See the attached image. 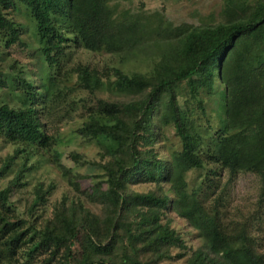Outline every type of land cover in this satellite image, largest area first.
I'll list each match as a JSON object with an SVG mask.
<instances>
[{
  "label": "trees",
  "instance_id": "1",
  "mask_svg": "<svg viewBox=\"0 0 264 264\" xmlns=\"http://www.w3.org/2000/svg\"><path fill=\"white\" fill-rule=\"evenodd\" d=\"M112 1L0 0L1 55L22 43V26L11 18L21 5L35 24L38 52L52 72L42 92L24 81L19 105L0 98V137L18 147L16 154L52 144L39 103L60 96L61 62L71 45L118 59L103 71L88 65L75 69L79 88L108 95L97 100L78 131L109 157L98 164L107 188L96 184L83 191L63 168L76 191L104 205L105 215L94 214L79 200L56 207L41 227L31 221L33 216L21 217L11 196L14 188L25 186L28 169L23 163L8 187L0 188V264H159L172 257L173 249L187 250L170 223H163L172 209L204 240L181 264H264L249 226L225 224L219 202L209 206L202 188L189 191L186 181L189 171L205 170L209 158L228 171L230 182L241 173L256 175L264 199V0H225L221 23L166 28L163 41L153 45L145 42L140 20L130 14L120 17ZM148 48L153 51L149 71L127 69ZM6 78L0 64V88ZM217 81L226 88V119L211 138V148L198 113L180 102L179 91L185 84L190 100L205 115V98L215 95ZM167 128L175 130L181 143L171 160L156 151ZM15 158L6 160L0 176L14 173ZM135 185L154 186L160 193L131 191ZM164 185L171 196L163 192ZM52 188H35L34 208L40 202L47 205ZM81 232L83 254L76 263L73 248Z\"/></svg>",
  "mask_w": 264,
  "mask_h": 264
},
{
  "label": "rangeland",
  "instance_id": "2",
  "mask_svg": "<svg viewBox=\"0 0 264 264\" xmlns=\"http://www.w3.org/2000/svg\"><path fill=\"white\" fill-rule=\"evenodd\" d=\"M111 5L117 7L120 17L125 14L136 16L141 22L145 42L153 45L155 42L163 41L164 37L161 35L166 28L174 29L186 24L213 26L221 23L225 0H113ZM11 18L22 26V43L13 45L3 55H1L2 52L0 53V64L7 77L6 84L0 88V98L5 97L13 104L19 105L18 95L25 94L24 81L34 84L37 90L42 92L46 79L52 72L38 52L35 42V24L27 10L19 5L11 11ZM0 47H3L1 39ZM146 51V53L140 52L134 60L129 62L127 69L149 71L150 56L153 51L149 48ZM110 64H118V59L107 53L90 52L76 44L71 45L61 62L62 72L58 78L60 96L48 103H39L52 144L47 149L33 151L30 154L28 152L16 154L18 147L5 142L0 137V168L9 157L16 156L13 162L14 173L5 177L0 176V188L8 187L18 169L26 163L28 170L22 181L25 186L13 189L11 202L21 217L28 219L33 216L31 221L36 222L37 227L45 225L47 219L53 216L56 207L70 205L79 200L94 214L105 215L104 205L94 203L85 194L76 191L64 169L71 172L73 180L80 183L83 191H89L96 184L102 185L103 189L107 188L103 170L98 164L105 163L109 157L100 144L84 139L78 131L88 114L96 108L97 100L108 98V95L99 93L94 96L79 88L75 69L79 65H88L103 71ZM182 86L179 91L180 102L196 110L198 113L196 119L201 125L206 144L213 148L211 138L220 130L226 119L223 108L227 95L226 88L221 82H216L215 95L205 98L206 114L204 115L190 100L185 84ZM202 98H204L203 95ZM180 149L181 143L175 130L163 129L156 145L159 157L171 160L173 154ZM207 159L205 170H191L187 173L186 181L189 191L201 187V196L205 197L203 199L209 206L213 207L219 202L217 206L225 224L246 223L255 248L264 254V199L262 200L260 196L259 178L251 173H241L230 182L228 171ZM83 177L84 180H82ZM38 185H43L44 190L53 188L48 196L47 205L43 207L40 202V206L34 208V190ZM130 190L139 193L154 190L159 192L154 186L148 185L130 186ZM163 192L171 196L168 185L163 186ZM166 222H169L171 228L183 238L187 250L173 249L172 257L159 264L184 263L193 251L204 246L200 233L173 209L167 212L163 223ZM83 239L84 232H81L73 248L76 263H79L83 254ZM183 253H187V256L180 258L179 255Z\"/></svg>",
  "mask_w": 264,
  "mask_h": 264
}]
</instances>
